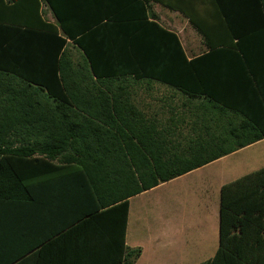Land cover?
<instances>
[{
    "label": "trees",
    "instance_id": "trees-1",
    "mask_svg": "<svg viewBox=\"0 0 264 264\" xmlns=\"http://www.w3.org/2000/svg\"><path fill=\"white\" fill-rule=\"evenodd\" d=\"M153 3L180 11L209 51L189 59ZM153 82L208 109L217 129L223 118L222 133L201 117L180 133L147 117L133 100ZM262 139L264 0H0V162H78V223L113 234L108 264L142 255L127 245L131 197ZM199 264H264V168L222 187L219 247Z\"/></svg>",
    "mask_w": 264,
    "mask_h": 264
},
{
    "label": "crops",
    "instance_id": "crops-1",
    "mask_svg": "<svg viewBox=\"0 0 264 264\" xmlns=\"http://www.w3.org/2000/svg\"><path fill=\"white\" fill-rule=\"evenodd\" d=\"M165 8L157 12L158 7L155 9L153 5L160 22L179 35L188 58L193 59L208 52L209 48L204 39L206 50L197 55L189 54L183 43L180 29L182 13L175 9ZM42 9L45 18L52 24H56V18L51 9L45 4ZM165 21L171 26L165 25ZM187 21L189 22L188 19ZM139 29H142V26ZM77 56H79L78 53ZM133 102L147 117H155L165 126L179 133L186 131L195 116L204 118L207 133H218L217 130L222 133L223 131V118L220 117L221 126L217 129L215 124L208 123L214 114L208 109L202 112L197 111L196 108L194 111V108L188 106L187 100H133ZM208 105L209 108L213 107V104ZM224 128L227 129L225 126ZM18 148H20L19 145L10 147L11 150ZM250 149H256L252 162L259 164V167L253 171L233 177L236 170L247 168L248 164L244 162L245 165L238 169L235 165L233 170H227L221 165L230 157ZM6 158L7 160L0 162V166L3 165V168L0 167V264H19L22 256L27 257L29 264H108V253L111 247L113 248V243L110 242L113 234L104 225L82 226L78 223L85 209L83 167L78 162L66 163L62 157L48 160L47 157L39 154L8 155ZM108 164L110 165V162ZM262 168H264V139L131 197L129 199L127 245L130 248L142 249L143 237L141 232L139 233V225L135 228L131 226L132 203L135 199H142L140 205L145 207L142 209L145 216L148 218L150 212H154L155 223L168 227L173 240L183 241L181 247L183 249L180 251L182 257L191 259L202 253L211 252L213 236L217 228L218 230L220 228L222 187ZM202 170H204L201 177L204 188L203 202L200 201L199 206H194L195 210H189L184 219L176 218L179 196L175 189L171 188L164 199L154 194L161 188ZM154 201V208L159 211L148 208L149 203ZM145 231V235L156 233L157 239H152L154 242L166 240L162 236L159 237L158 229L152 230L147 226ZM141 257L142 255L135 264H138Z\"/></svg>",
    "mask_w": 264,
    "mask_h": 264
},
{
    "label": "rangeland",
    "instance_id": "rangeland-1",
    "mask_svg": "<svg viewBox=\"0 0 264 264\" xmlns=\"http://www.w3.org/2000/svg\"><path fill=\"white\" fill-rule=\"evenodd\" d=\"M153 5L155 9L156 7H158L159 10L157 9V12L166 9L164 6L157 3H153ZM180 16L182 40L187 51L190 55H197L204 52L206 50V46L203 36L187 21L183 14H181ZM164 23L169 27L171 26L167 21H165ZM136 92L137 100H185L184 96L179 92L171 89L168 86L155 82L150 84L142 83L137 85ZM255 154L256 149H250L237 156L230 157L221 165L228 170L232 168L234 169L235 165L238 169V167L248 164L247 168L238 169L236 170L237 172L233 174V177H236L238 175L241 176L246 174L247 171H253L257 167H259V164H254V162H252V157ZM203 172L204 170L197 172L194 175L182 179L176 183H172L167 187H163L154 195H158L164 199L168 196L169 190L171 188L175 189V191L177 192V196H179V208L177 210L176 218L178 217V219H184L186 213H189V210H195L194 206H199L200 201L203 202L204 188L203 183L201 182V177L204 174ZM141 200L142 199H135L133 201L131 213V226L132 228H135L137 225H139L138 230L139 233L141 232L143 237V242L141 243L143 254L138 264H198L212 257L215 249H217L219 246L218 228L217 231H215V235L213 236L214 241L212 243L213 245L211 252L202 253L200 256L191 259L184 258L182 257V253H180V251H182L183 249L181 248L183 245V241L177 239L173 240L172 233L170 232L168 227L162 225L161 227L159 224H156V216L154 215V212H150L149 217L147 218L144 212H142V209H144L145 207H142L140 205ZM155 201L149 203L148 208H150V210L155 207ZM144 203H147V201H144ZM157 210L159 211V209H153V211ZM161 211H163V209ZM147 226L152 230L158 229L159 233L157 234L159 235V237L162 236L163 238H166V240L161 242H154V240L152 239H157L156 233H153V235H145ZM176 256H178L179 259Z\"/></svg>",
    "mask_w": 264,
    "mask_h": 264
}]
</instances>
